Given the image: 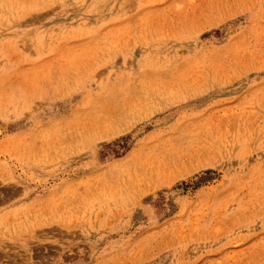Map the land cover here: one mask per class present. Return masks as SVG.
Returning <instances> with one entry per match:
<instances>
[{
  "label": "rangeland",
  "instance_id": "obj_1",
  "mask_svg": "<svg viewBox=\"0 0 264 264\" xmlns=\"http://www.w3.org/2000/svg\"><path fill=\"white\" fill-rule=\"evenodd\" d=\"M0 264H264V0H0Z\"/></svg>",
  "mask_w": 264,
  "mask_h": 264
}]
</instances>
